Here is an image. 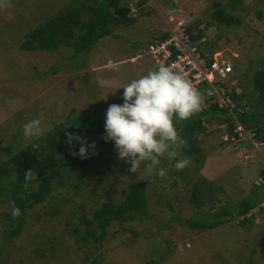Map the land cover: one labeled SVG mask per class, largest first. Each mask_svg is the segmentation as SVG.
<instances>
[{
    "label": "rangeland",
    "instance_id": "1",
    "mask_svg": "<svg viewBox=\"0 0 264 264\" xmlns=\"http://www.w3.org/2000/svg\"><path fill=\"white\" fill-rule=\"evenodd\" d=\"M226 1H125L131 20L111 26V33L88 53L75 52L71 45L50 51L25 50L21 44L58 9L79 3L87 7L92 0H8L10 7H0V165L8 158L7 146L14 153L35 140H26L22 130L32 119L41 120L44 135L84 115L103 128L89 141L98 143L88 161L63 167V183L26 207L15 236L10 233L18 218L6 215L14 176H0V264H264V102L258 104L251 83L254 71L264 68V0H242L234 11L242 23L218 25L210 13L215 2ZM170 2L177 8L168 9ZM196 26L212 51L234 66L221 79L239 95L237 111L249 117L244 122L237 118L236 135L223 114L198 112L205 130L193 135L192 147L199 153L180 150L177 159L190 161L184 170L176 171L175 160L165 156L156 170L163 168L164 177L149 176L143 167L142 175L129 173L130 164L118 159L115 142L103 141L107 109L124 103L123 85L158 69L144 51L147 44L173 30L196 31ZM255 128L260 131L256 136ZM131 180L143 188L145 214L112 222L102 239L95 229L77 242L73 229L84 231L81 220H92L107 199L123 200ZM258 195L253 209L238 214L240 199ZM219 219L227 221L213 228L186 224Z\"/></svg>",
    "mask_w": 264,
    "mask_h": 264
},
{
    "label": "trees",
    "instance_id": "2",
    "mask_svg": "<svg viewBox=\"0 0 264 264\" xmlns=\"http://www.w3.org/2000/svg\"><path fill=\"white\" fill-rule=\"evenodd\" d=\"M241 2L242 0H227L225 3L215 2L209 19L223 26L240 25L242 18L235 14L234 11ZM128 13L129 6L122 3V0H92V3L87 7L79 3L78 5L60 8L47 20L40 22L26 34L27 38L21 44V48L25 50L55 51L60 45H71L75 52L88 53L99 38L111 33V26L129 22L131 18ZM187 31L191 33L190 29H187ZM196 32V35H192V38L197 39L201 36L199 29ZM251 83L256 93V101L259 105H262L264 102V68H258L254 71ZM232 94L236 103L234 113L237 118L244 122L249 116L244 112L237 111L239 95L235 91H232ZM199 112L209 113L210 116L223 114L229 125V132H234L233 117L226 109L218 107L216 102H207ZM99 124L95 122L94 117L91 115L76 117L68 122L56 124L39 140L31 141L14 153L11 152L10 145L5 148L8 158L0 165V176H14L10 195L15 205L21 209V215L18 217L17 225L10 233L11 236H15L21 231L26 207L30 208L34 204L40 203L53 190L55 185L63 183L62 178L59 177V171L63 167L82 166L88 161L92 153L90 146L93 143L96 146L98 143H90L89 141H94L95 135L100 134L103 129ZM177 128L178 130L182 129L180 134L188 141V145L184 150L189 154L199 153V149L197 147L193 148L192 145L195 141L194 133L205 130L201 116L196 113L188 120L177 124ZM69 132L83 137L87 142L89 154L86 158L73 155V152H79L81 143L80 141H74L72 144L66 143L67 133ZM254 132L256 136L260 131L255 128ZM130 166H127V168L129 169ZM29 168L37 173L38 178L29 182V187L25 189L24 174ZM260 175L264 183V170L260 171ZM34 185H36L35 188H33ZM192 196L196 200L197 206H200L201 201L197 200L194 192ZM260 199V195L258 197L240 199L237 204L238 214L245 216L256 206ZM146 203V196L141 184L131 180L123 200L115 202L107 199L94 212L92 220H81L84 224V231H81L80 227L77 226L72 233L77 242L86 241L88 236L94 235L95 229H99V238L102 239L106 228L112 222H130L137 217L143 216L146 212ZM6 215L12 216L11 212L6 213ZM245 219L246 217H242V220ZM226 221L227 219H219L205 223L186 220V224L192 229L213 228ZM147 264H156V261L151 260Z\"/></svg>",
    "mask_w": 264,
    "mask_h": 264
},
{
    "label": "clouds",
    "instance_id": "3",
    "mask_svg": "<svg viewBox=\"0 0 264 264\" xmlns=\"http://www.w3.org/2000/svg\"><path fill=\"white\" fill-rule=\"evenodd\" d=\"M0 7H10L8 0H0ZM157 40V39H156ZM111 66V62H109ZM123 104L113 103L106 112L103 137L106 141H114L118 151V159L126 160L131 166L129 173L142 175L141 168L151 176L154 172L160 177L165 176L161 157L175 160L172 167L176 171L184 170L190 161L187 158L177 159L180 150L187 147L188 141L180 135L182 129L177 124L188 120L202 108V98L197 88L178 68L160 66L149 71L138 79L122 86ZM115 92V91H114ZM26 140H39L47 131L42 127L39 118L32 119L22 126ZM80 141L79 155L86 158L89 146L83 137L67 133L66 143ZM91 148H95L93 143ZM38 178L37 173L29 168L24 174V188L29 182ZM11 204L13 219L21 215V209Z\"/></svg>",
    "mask_w": 264,
    "mask_h": 264
},
{
    "label": "built area",
    "instance_id": "4",
    "mask_svg": "<svg viewBox=\"0 0 264 264\" xmlns=\"http://www.w3.org/2000/svg\"><path fill=\"white\" fill-rule=\"evenodd\" d=\"M177 30H173L163 39L153 40L144 51L158 68L172 66L181 70L197 88L203 101L202 106L207 102H216L218 107L229 112L236 124V103L232 97V89L221 79L224 74L231 73L234 66L212 51V45L206 44V37L200 36L196 39L192 38L196 31L189 33L183 29L178 33ZM239 128L234 127V132L237 133Z\"/></svg>",
    "mask_w": 264,
    "mask_h": 264
},
{
    "label": "water",
    "instance_id": "5",
    "mask_svg": "<svg viewBox=\"0 0 264 264\" xmlns=\"http://www.w3.org/2000/svg\"><path fill=\"white\" fill-rule=\"evenodd\" d=\"M125 1L127 2H131V0H122V3H125ZM177 8L176 5L174 4V2H170L169 5H168V9H175Z\"/></svg>",
    "mask_w": 264,
    "mask_h": 264
}]
</instances>
